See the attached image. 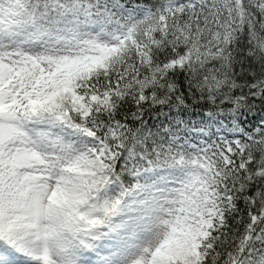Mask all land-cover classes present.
Instances as JSON below:
<instances>
[{
  "label": "snow or ice",
  "instance_id": "6c2138e0",
  "mask_svg": "<svg viewBox=\"0 0 264 264\" xmlns=\"http://www.w3.org/2000/svg\"><path fill=\"white\" fill-rule=\"evenodd\" d=\"M0 264H264V0H0Z\"/></svg>",
  "mask_w": 264,
  "mask_h": 264
}]
</instances>
